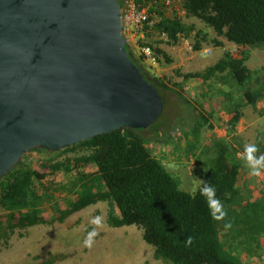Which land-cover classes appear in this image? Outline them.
Here are the masks:
<instances>
[{"label": "trees", "instance_id": "16d2710c", "mask_svg": "<svg viewBox=\"0 0 264 264\" xmlns=\"http://www.w3.org/2000/svg\"><path fill=\"white\" fill-rule=\"evenodd\" d=\"M145 1L152 3V11L162 14L163 11L158 9L162 3ZM178 1L187 10V18L200 19L214 29L216 37L212 42L223 47V57L204 71L176 69L182 82H172L165 75L146 70L143 61L147 60L142 55L135 58L128 44L132 60L142 67L145 77L164 98L161 117L168 105L167 92L176 93L181 101L190 104L187 119L190 118L193 124L190 126L186 119L187 136L213 129L215 122L212 113L206 115L198 110V107L209 109L205 100H196L197 95L190 99L183 82L195 81L210 87L216 83L220 86L231 83L234 88L235 78L238 84H245L244 94L225 112V131L228 135L234 134L245 114L244 108L255 105L256 109V103L264 99V67L253 70L246 64L250 50L264 51V0ZM119 3L123 7V0ZM193 32L196 41L191 47L199 51L202 42L209 41V34L176 15L163 18L152 32L146 33L145 40L154 45L158 64H171L172 57L156 44L158 41L152 39L153 35L166 33V42L178 44L183 36L189 37ZM227 44L238 50L231 51ZM223 93L226 96L224 103L232 99L233 91ZM194 109L198 115H194ZM216 147L219 154L204 185L211 184L216 189V197L223 205L216 215L222 219L213 218L207 198L201 194L204 186L194 193L182 189L179 180L136 128H120L95 136L58 153H46L47 156L37 159L38 162L26 155L0 177V206L6 211L0 215V251L1 245H8L16 230L63 223L91 205L107 202L109 226L139 227L144 240L155 247L156 259L174 264H250L247 262L251 260L246 253L247 244L256 245L255 260L264 250V203L261 200L264 198V180L250 199L243 191V177L248 167L246 153L239 156V149L228 141L216 140ZM260 147L255 153L257 157L264 156V145ZM78 149L85 153L69 155L68 152ZM196 166L195 161L191 164L192 170ZM226 224L231 227H225ZM189 237H192L191 244L187 243ZM233 248L236 253L231 252ZM242 251L246 253L247 261L239 255ZM69 257L65 253H51L45 264H55Z\"/></svg>", "mask_w": 264, "mask_h": 264}, {"label": "water", "instance_id": "95a60500", "mask_svg": "<svg viewBox=\"0 0 264 264\" xmlns=\"http://www.w3.org/2000/svg\"><path fill=\"white\" fill-rule=\"evenodd\" d=\"M164 106L119 0H0V177L33 149L148 128Z\"/></svg>", "mask_w": 264, "mask_h": 264}, {"label": "rangeland", "instance_id": "374dc122", "mask_svg": "<svg viewBox=\"0 0 264 264\" xmlns=\"http://www.w3.org/2000/svg\"><path fill=\"white\" fill-rule=\"evenodd\" d=\"M183 20L188 24H194L196 29H202L209 34V41L202 42L201 50L189 49V46H193L196 41L194 32L189 37L183 36L178 44L166 42L159 34H154L152 39L155 42L158 41L156 43L158 46L159 41L167 43L166 45L170 47L179 46L181 50H184L183 53L192 56L190 60L184 62L182 70L186 72L204 71L222 58L224 55L223 47L216 46L212 42V39L216 37V33L213 28L203 21L194 17H186ZM130 45L134 57L139 59L140 53L135 47V43L131 41ZM226 47L230 49L232 45L227 44ZM204 49H211L212 53L203 55ZM246 64L253 70L262 69L264 67V51L260 49L250 50ZM143 65L146 70L152 71V73L169 77L172 82H182V78H179L175 73L173 63L152 64L143 61ZM183 83L189 98L192 97L193 99L197 95L196 100H205L204 102L207 103L208 110L200 107H198V110L206 115L212 113L215 128L219 130V133L226 132L224 131L227 126L224 122L226 109L232 107L233 102L235 103L240 99L241 94H244L246 85L238 84L235 78L233 79L234 88H231V83L230 85L220 86L215 82L216 84L211 87L203 84L200 86V83L195 81ZM251 88L253 89V87ZM223 90L233 91L232 102L231 100L223 102L226 99ZM203 91L204 94H202ZM166 96L168 105L165 114L150 127L138 129V134L145 139L155 155L161 160L163 159L169 171L179 180L182 189L194 193L204 186L206 176L212 170L214 160L219 154L217 153L216 140L224 143L230 142L241 153H246L244 149L249 145H255L256 147L264 145V117H261L260 111L254 109L255 105L244 108L246 114L245 127L244 125L241 126V130L238 132L241 137L238 136V139L228 135L227 132L215 134L213 137L204 136L203 133L194 136L193 132L190 136H187L184 126L187 124V108H190V104L187 101H181L176 93L167 92ZM193 112L194 115L199 114L195 109ZM187 120L190 121V118ZM251 120L254 121L253 125L246 128V123ZM189 124L192 126L193 122L190 121ZM175 130H181V136L180 134L179 137L173 135ZM46 153L49 152L33 149L27 153V156L37 161V159L40 160V158L46 157ZM68 153L69 155H75L76 153H85V151L78 149ZM195 161L197 166L194 168L195 170H192L191 164ZM243 178L245 179L243 191L251 199L253 192L258 191L257 188L261 185L259 175L253 176L245 171ZM246 188H249V190ZM263 199L261 200L264 203ZM108 210L109 204L107 202H99L73 214L63 223L56 222L53 226L40 224L26 230H16L8 245H1L0 264H45L51 253L70 255L69 258L55 264H174L155 258V247L144 240L142 230L139 227L123 226L118 228L109 226L107 222ZM5 213L6 211L0 206V215ZM97 218H99L100 223L94 224L92 221ZM93 232H95V235L91 236L92 246L87 247L84 241ZM247 237L245 235V239ZM255 246L254 244L251 245V242L246 246V253L251 260H248L244 251H242V255L238 253L250 264H264V250L255 260ZM230 250L236 253L234 248Z\"/></svg>", "mask_w": 264, "mask_h": 264}, {"label": "built area", "instance_id": "2783aa9c", "mask_svg": "<svg viewBox=\"0 0 264 264\" xmlns=\"http://www.w3.org/2000/svg\"><path fill=\"white\" fill-rule=\"evenodd\" d=\"M157 3H162V6L158 7L162 10V14L151 10V2L143 0L142 3L137 0H123V24L124 34L128 39V44L133 41L135 47L138 49L140 55L152 63L157 64V55L155 52L154 45L147 44L145 40L146 33L152 32L158 24L165 17L178 16L179 18H186L187 10L182 6L178 0H153ZM161 38L168 40L166 33L160 34ZM153 38V37H152ZM131 46V45H130ZM192 50V47L189 46ZM238 48L232 47L231 51L236 52ZM212 53L211 49H204L203 55Z\"/></svg>", "mask_w": 264, "mask_h": 264}, {"label": "clouds", "instance_id": "9594fccd", "mask_svg": "<svg viewBox=\"0 0 264 264\" xmlns=\"http://www.w3.org/2000/svg\"><path fill=\"white\" fill-rule=\"evenodd\" d=\"M258 151L257 147L255 145H249L246 147V162L247 166L250 168V174L253 176L260 175V171L262 168H264V156L257 157L255 153ZM201 194L204 195L207 198L208 206L210 210H212V215L214 219H222V216H217L216 212H218L220 209L223 208V205L221 204V201L219 198L216 197V189L211 184H205L204 187L201 189ZM226 215V213H224ZM94 224H99L100 220L99 218L94 219L92 221ZM225 227H231V224H226ZM95 235V232L90 234V237L88 239H85L84 244L87 247L92 246V239L91 236ZM188 244L192 243V237H189L187 240Z\"/></svg>", "mask_w": 264, "mask_h": 264}, {"label": "crops", "instance_id": "0c3cea01", "mask_svg": "<svg viewBox=\"0 0 264 264\" xmlns=\"http://www.w3.org/2000/svg\"><path fill=\"white\" fill-rule=\"evenodd\" d=\"M167 43H163V42H159V47H161L162 49H164L165 51H167V53L172 57V59H173V68L175 69V71H176V69H181L182 70V66H184V62L185 61H188V60H190V58H192V56H188L185 52L183 53V51L184 50H181L180 49V47L179 46H172V47H170V46H168V45H166ZM223 57V56H222ZM221 59V58H220ZM178 61V62H177ZM183 72H186V71H184V70H182ZM179 77V76H178ZM180 78V77H179ZM182 78V77H181ZM177 82H181V81H177ZM201 86V85H200ZM254 109H255V107H254ZM254 109H253V111H254ZM261 109V110H260ZM255 110H257V111H260V113H262L261 115V117H264V99L263 100H260V101H258L257 103H256V109ZM245 115L246 114H244V116L241 118V120H240V122H239V124H238V126H237V131L234 133V134H231L232 136H234V138H236V139H238V136L239 137H241L239 134H238V132L241 130V128L243 127L242 125H244L245 123V121H246V117H245ZM253 120H251L249 123H246V128L247 127H249V126H252L253 125ZM242 126V127H241ZM216 127V126H215ZM213 128V129H211L210 128V132H209V130H203V135L205 136H209V137H213L215 134H221V133H226V132H221V133H219V130H217L216 128ZM244 127H245V125H244ZM225 131V130H224ZM248 132V131H247ZM246 132V133H247ZM179 134H180V136H181V134H182V132H181V130H175L174 132H173V135H175V136H177V137H179ZM224 136H225V134H224ZM226 137V136H225ZM242 154H244V153H239V156L240 155H242ZM246 171L248 172V174L250 173V168L249 167H246ZM258 180V179H257ZM259 182H261V181H263L264 180V168H262L261 169V171H260V175H259Z\"/></svg>", "mask_w": 264, "mask_h": 264}]
</instances>
